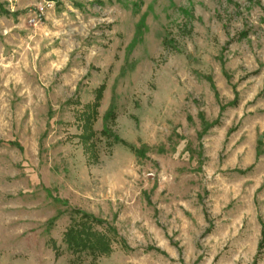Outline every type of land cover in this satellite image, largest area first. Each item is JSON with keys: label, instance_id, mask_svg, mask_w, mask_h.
Instances as JSON below:
<instances>
[{"label": "rangeland", "instance_id": "rangeland-1", "mask_svg": "<svg viewBox=\"0 0 264 264\" xmlns=\"http://www.w3.org/2000/svg\"><path fill=\"white\" fill-rule=\"evenodd\" d=\"M0 264H264V0H0Z\"/></svg>", "mask_w": 264, "mask_h": 264}, {"label": "trees", "instance_id": "trees-1", "mask_svg": "<svg viewBox=\"0 0 264 264\" xmlns=\"http://www.w3.org/2000/svg\"><path fill=\"white\" fill-rule=\"evenodd\" d=\"M102 90L98 91L96 104L88 106L89 110H93L92 113L86 117L85 125L88 126L90 123V118L96 116V109L98 106L99 99L101 98ZM91 112V111H90ZM92 132L85 136L87 140L92 136ZM90 216L85 217V221L78 223L75 227H72L66 233V242H68L71 248L75 251L80 250H92L93 252L108 253L110 251L108 241L105 236L97 233L93 230L95 224H100L99 221L91 220Z\"/></svg>", "mask_w": 264, "mask_h": 264}]
</instances>
